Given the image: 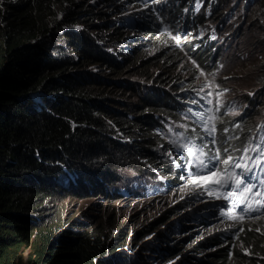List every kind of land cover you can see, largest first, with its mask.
I'll list each match as a JSON object with an SVG mask.
<instances>
[{"label":"clouds","instance_id":"obj_1","mask_svg":"<svg viewBox=\"0 0 264 264\" xmlns=\"http://www.w3.org/2000/svg\"><path fill=\"white\" fill-rule=\"evenodd\" d=\"M115 1L116 3L99 0L90 3L95 4L92 6L96 9L116 7L109 16L101 18L104 19L102 22H99L101 19L90 22L99 28L92 29L95 27L89 24V37L100 48L97 52H110L121 62V66L115 68H122L120 72L104 63L95 62L100 67L106 66L114 70L109 78L120 76L126 71L128 72L124 74L132 77L116 84L108 81V77H103L99 81H104V84H98V76L88 73L95 77L90 78L93 82L88 83L89 87L94 90L96 85L103 91L106 85L119 88L122 96L124 94L127 98L124 101L122 97L119 107L113 105L110 94H103L108 97L104 105L115 110L126 107L132 109L140 92H145L152 86L161 87L167 92L168 111L161 113L162 115L156 114L157 121L152 125V137L139 139L147 142L145 154L133 150L116 152L112 146L103 147L105 137L114 140L119 148H123L127 141H134V137L111 114L101 113L102 121L93 131L95 145L90 151L83 152L82 157L90 158L89 161L79 158L68 160L66 165H62V169L56 171L54 183L65 190H85L79 195L94 190L112 197L118 194L110 191V186L113 187L122 178L123 182L129 181L131 175H136L131 178V188L144 189L137 193L140 196H163L173 190L184 191L189 196V202L180 206V209L185 208L187 211L182 209L179 217H187L189 220L183 227L177 225L175 232L169 233L164 241L162 239V245L166 246L165 254L188 256L182 264H241L242 257L245 256L251 257L247 264H264L260 263L264 259V209L260 213L244 215L243 219H233V216L241 215L240 209L246 207L247 203L239 205L235 196L225 199L224 196L231 189L212 182L227 173H200L196 183L204 186L197 188L195 183L188 182L189 173L196 171L189 163L192 158L174 144V141L185 143L191 139L196 145L204 147L209 156L215 155L217 148H228L231 155L240 156L242 153L234 149H243L249 141L255 144L264 135V114L260 108L264 107V92L259 93V87H253L245 93L235 91L233 94V86L229 83L231 74L225 73L230 63L233 66L231 53L237 44L230 41L241 34L234 33L224 25V9L230 0ZM262 1L264 0L248 1L255 7L254 23L261 26L264 15ZM83 2L78 0V3ZM128 10L131 12L125 13ZM112 16L117 17L106 19ZM109 21H113L110 26ZM131 23L137 25L139 38L132 36L134 31L125 33L127 25ZM116 24L117 30L124 37L123 42L117 39V33H113ZM132 37H136V40L131 41ZM261 38L257 35L255 41L259 42ZM141 39L145 40L148 47H153L154 53H161L160 56L155 54L145 59L146 54H142L140 47ZM106 40L123 44L120 48L122 54L118 52L119 49L116 50L119 45H103ZM127 54L137 56L134 61L129 62L122 57ZM183 57L189 64L180 65L182 71L176 73L174 64H178ZM241 58L243 59L242 56ZM150 65L157 66V69L151 71ZM257 65L261 71L257 82L264 85V70ZM184 70L190 71V74H183ZM212 73L216 74L215 77ZM221 92L222 95H217ZM196 113H202L203 119ZM209 117L213 118L211 124L207 123ZM213 125L215 131L209 136L205 129ZM213 139L215 144L211 143ZM124 168H128V172ZM120 191L122 194L128 193L126 188L120 187ZM209 191H215V195L210 196ZM244 196L253 205L255 199H264L253 197L251 193H245ZM234 205L239 206L233 208ZM133 254L134 250H130L127 255ZM131 261L146 264L139 260Z\"/></svg>","mask_w":264,"mask_h":264},{"label":"trees","instance_id":"obj_2","mask_svg":"<svg viewBox=\"0 0 264 264\" xmlns=\"http://www.w3.org/2000/svg\"><path fill=\"white\" fill-rule=\"evenodd\" d=\"M92 5L0 0V264H19L31 259L33 251L42 259L51 256L56 264H137L118 259L123 250L117 248L118 234L109 225L101 223L95 234L87 233L91 238L78 240L74 228L79 223L65 217L61 201L85 190H65L53 180L68 160L89 161L82 156L95 145L93 131L101 113L111 114L134 137L123 148L105 137L103 147L145 154L147 142L139 139L152 137L156 114L169 108L161 87L140 92L133 108L123 110L104 105V91L89 87L95 77L81 73L87 61L121 66L112 53L97 52L100 48L88 30L92 20L109 16L116 6ZM114 26L113 33L123 42ZM121 47L116 48L120 54ZM136 56L122 57L131 62ZM242 259L247 264L251 257Z\"/></svg>","mask_w":264,"mask_h":264},{"label":"rangeland","instance_id":"obj_3","mask_svg":"<svg viewBox=\"0 0 264 264\" xmlns=\"http://www.w3.org/2000/svg\"><path fill=\"white\" fill-rule=\"evenodd\" d=\"M83 1L86 4L95 1L98 2L99 0ZM248 1L230 0L224 9V25L234 33H241L238 36H234L232 41H230L231 43L237 44L233 49V53H231L233 66L230 63L229 67L225 70L226 75L231 74L229 75V83L233 86V94L235 91L245 93L253 87H259V93L264 92V85L257 82V77L261 73L257 64L264 70V15L263 21L260 22L262 26L254 23L253 13L255 7L248 3ZM228 11H230V14H227ZM130 12L128 10L125 13ZM115 17L117 16L106 19ZM103 20L101 19L99 22ZM90 25L91 27H95L92 23ZM132 31L135 32L132 36L135 35L139 38V29L134 23L127 25L125 33H131ZM104 34L105 32L102 33V35ZM257 35L262 37L259 42L255 41ZM136 37H132L131 41L136 40ZM139 41H141L140 47L142 48V54H146L145 59L155 54L158 57L160 56L161 53H154L153 47H148L144 39ZM103 45L115 47L119 43L114 42V40H106ZM177 63L173 67L176 73L182 71L180 65L184 63L189 64L185 57L181 58ZM98 65L92 60H89L85 66L80 67L81 70H84L81 73L96 75L98 76V81L99 79H103V77L106 79L108 77V81H112L115 84L124 79L129 80L128 78L132 77L124 74L128 72L126 71L120 76L109 78L112 77L114 70L106 66L100 67ZM149 69L151 71L156 70L157 66L150 65ZM183 74H190V71L184 70ZM100 89L95 85L94 91ZM104 92L106 95H111L113 105L117 107L121 106L122 97L125 95L123 94L122 96L119 88L106 85ZM106 98L108 99L107 96ZM123 100L127 101V98L124 97ZM260 108L264 114V107ZM124 171L128 172V168H124ZM132 176L136 175H131V178ZM131 178L129 181L125 180L124 182L122 178L119 183H115L113 187L110 186L109 190L118 194L112 197L106 196L105 193L89 190L85 195H76L61 201L64 205L65 217L69 221L73 220L80 224L74 228L77 231V233H74V236L78 240L84 238L89 239L91 236H88L87 233L95 234L93 231L97 230L102 223L109 225L113 233L118 234L117 237L119 238L116 240L117 248L123 250L122 256L118 259L139 260L146 264H182V261L185 262L188 256H184L183 254H175L174 256L165 254L166 246L162 244L164 238L169 233L171 234L173 231H176L177 225L183 227L188 222L189 219L187 217H179L180 213L183 212V208L180 209V206L189 202L188 194L184 191L173 190L168 195L163 196H140L137 193L139 191L143 192L144 189L138 187L132 189L133 181ZM120 187L128 189V193H120ZM109 195L111 194L109 193ZM183 210L187 211L185 208ZM111 219L112 221H110ZM175 221L177 222L174 225L169 226ZM72 246L74 245H70L69 247L71 250ZM130 250H134L135 254L127 255ZM44 255L49 257L48 252ZM53 260L51 256L48 259H42L36 251H33L31 259H21L19 264H56Z\"/></svg>","mask_w":264,"mask_h":264},{"label":"snow or ice","instance_id":"obj_4","mask_svg":"<svg viewBox=\"0 0 264 264\" xmlns=\"http://www.w3.org/2000/svg\"><path fill=\"white\" fill-rule=\"evenodd\" d=\"M211 75L215 77L216 74L212 73ZM224 91H227V89H224ZM217 95H222V92L217 93ZM196 115L203 119L202 113H196ZM212 119V117H209L207 123L211 124ZM205 131L209 136H212L215 131L214 125L207 127ZM211 143L215 144V139ZM174 144L176 147L185 150L187 156L192 158L189 163L196 171L189 173L188 182L195 183L197 188L204 186L201 183H196V178L200 173L219 174L222 171L227 173L226 176L221 175L219 179L212 182L221 187L231 189L224 196L225 199L235 196L239 205L247 203L246 207L240 209L241 215L238 217L233 216V219H243L244 215L260 213L264 209V199H255V204L253 205V203L247 202L244 196L245 193H251L253 197H264V178H262L264 177V135H261L255 144L249 141V144L245 145L243 149H234V151L242 153L240 156L231 155L228 148H217L215 155L209 156L205 152L204 147L196 145L191 139H188L185 143H176L174 141ZM250 153H256V155H251ZM209 195H215V191H209ZM239 205H234L233 208ZM257 230L259 231V229Z\"/></svg>","mask_w":264,"mask_h":264}]
</instances>
